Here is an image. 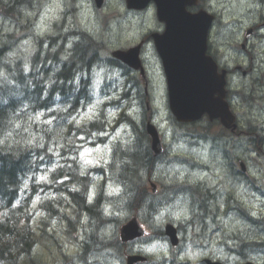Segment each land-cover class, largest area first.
<instances>
[{
	"label": "rangeland",
	"instance_id": "1",
	"mask_svg": "<svg viewBox=\"0 0 264 264\" xmlns=\"http://www.w3.org/2000/svg\"><path fill=\"white\" fill-rule=\"evenodd\" d=\"M5 1V4H4ZM13 0H0V2H3V5H5L7 8H10L13 10V12L17 13V15H21V18L24 17V20L29 21V16L34 17V19L30 20L31 26H33V29L36 30V26L39 28V32L43 33L44 31H47V29L53 30L54 32H58L60 36H64L66 41L71 37L67 36V33H70L71 28H78L86 31L91 36L97 38L99 41H101L105 46V52L110 53L112 50L115 49H124L131 45H134L147 33L151 32L152 30H155V28H158L156 22H155V15L154 12L149 10L148 12H142L138 13L136 15H128L125 17L124 13L125 6L123 0H103L102 1V7L100 9H96L94 7V0H16V4H12ZM212 2V6L210 8L215 13H220L221 9H223L222 17L224 18V22L221 24V26L215 31L214 34V47L220 48V56L222 53L226 55V57L235 60V54L232 52V55H230L229 52L226 50L223 51L222 41L225 39H228L229 37H234L237 34V30H243L246 28V25L253 23V21L256 18H261L262 15H260L258 9L259 1L260 0H209ZM254 2V3H253ZM232 7V8H230ZM264 7V6H261ZM226 9H230L229 11H226ZM236 10L237 16H233L234 11ZM65 12L69 14L70 12L73 14L72 23L66 22V25H63V21L65 20ZM230 12V13H228ZM264 12V8L263 11ZM261 12V13H262ZM237 21L234 20V18H237ZM238 22L242 23V26H238ZM37 23V24H36ZM55 23V24H54ZM54 24V25H53ZM13 25L12 20H7L5 18H2L0 16V35L3 34L2 32V26L6 28V26ZM74 25V27H72ZM222 28V29H221ZM66 32V33H65ZM228 32H230L228 37ZM4 38V37H3ZM2 39V38H1ZM230 41H232V44L234 43V39L230 38ZM32 46L31 41H23L21 43V49L22 51L28 50L30 51ZM232 48V46H230ZM11 48V47H9ZM12 48H20L18 46L12 45ZM11 48V49H12ZM145 52L148 53L146 56V61L148 63V68L150 67V75H151V85L149 87V94H152L155 98V105L152 103L151 111H153L155 114H157L156 117H158L161 120H165V109H164V101H163V94L164 91L161 88H157L159 86V83L155 81L156 75H154V72L151 70L152 66L156 67V59L154 60V57L152 56V47L151 45L147 46V50ZM222 61L225 63L226 61L222 59ZM124 72H118L121 76ZM112 73H108V82H114L116 85L109 88V85L104 82L106 79V70L100 71L99 73L96 71L94 75V82L90 81V85L94 83V86L96 89L101 90L102 95L99 97L98 100L93 99L92 101H89L88 99L85 100L84 105H88L87 111L83 113L86 109L83 106L81 109V112L79 113V109H77L73 117L79 116V119L83 120V123L86 122L85 119L91 118L94 115H96L97 111H99L101 108H103V103L106 101V94L108 97V101H111V99H114L115 104L112 105V107H117L116 110H109L106 112V109L104 110L103 115L101 116V120L103 121V124H106V118L110 120V126L109 129H112V135L114 141H122L123 143L129 140V134L130 130L122 124V122H119V111L122 109H125L121 107L119 109L118 106L121 104H130V102L127 100L125 95L128 94L129 91H132L134 89V80L129 79L122 82L119 80H116L114 77H110ZM73 77V76H72ZM131 80V81H130ZM157 88V89H156ZM124 94L122 98H120V94ZM93 98V97H92ZM131 107V112L134 114L135 117H137L135 107H132L128 105V109ZM138 116L141 115V109H138L137 111ZM245 121L250 122V116L245 117ZM38 120V119H37ZM15 130L9 133H5L3 135H0V140H3L5 136H8V139H16L18 138L17 134L15 133H21L23 137L32 138L33 141H38L39 137H35L34 135L38 134V131H35L36 128L30 129L29 127L24 128L22 126L21 120H16L15 122ZM50 126L57 131L60 129V123L51 122ZM26 129V131H25ZM114 129V130H113ZM32 130V131H31ZM192 130V129H190ZM196 132L199 130V135H205L209 134L210 131L202 128L200 125H198L195 128ZM216 130V129H214ZM213 130V131H214ZM215 133V132H214ZM214 133H212L214 135ZM10 134V135H9ZM178 134L176 131L175 135ZM39 135V134H38ZM140 136V135H139ZM138 136V137H139ZM136 139V144L138 143V138ZM171 139V138H170ZM182 141L183 139H177L174 138V143L172 144L171 151L184 153L183 151L187 150V146L180 144L178 141ZM207 138L202 137L199 139V143L195 145V148L189 149L190 151V162L193 160L200 162L203 166L208 167L207 172L204 170L203 167H199L198 170L194 171L191 169L193 166L188 164V168L185 167H175L171 165H178L180 163L178 162H167L163 161L162 164L159 165V169L157 171L156 167L151 166L149 169L150 174H154V180L158 182L159 185H162L166 183L167 187L162 195L164 196L163 203L157 204L159 202L154 203L150 200V203H152L153 206L151 208H148V200L146 199H140L139 203L141 205V209H138L135 211V213L141 214L142 218L144 216L151 215L155 208L160 205L161 210L167 205V204H174L175 207L172 209L174 215L180 214L182 220L183 217L186 215L187 219L183 220V226L184 230L187 231H193L195 229L193 225L197 226H203L205 219L206 224L210 222L211 227H218L215 229H211L209 227V230L211 232V241L207 243V247L205 252L207 254H218L220 252H224V248H219L217 246L218 239L220 237L228 238V236H234L237 239V242H234L236 246L238 244L243 245V240H250L252 238H264V231H259L254 229V226H261L264 228V160L260 159V161L257 163L255 158L249 162L244 161V167L247 169L249 168V171L247 173L246 180L242 182H247V186L249 188V191L247 192L246 189L237 183L235 186L236 180V173L239 171L238 169V162L236 160L238 159L236 156H244L243 154L234 153V150L229 153V150L227 154L224 153V150L215 151V145L213 144V140H211L210 145L211 147L208 148L205 147L203 144ZM77 141V140H76ZM173 141V140H172ZM195 143L198 142V140H193ZM185 141H182V143ZM71 143L70 137H63V144ZM190 144V142H188ZM135 145L132 146L134 148ZM137 147V146H136ZM202 149H206V154L202 156ZM52 152L53 150L50 149ZM99 148L94 149V152L90 150V148L83 151L82 156H84V163L85 167H89V165H93L97 160L102 159L104 157V152L100 151ZM178 154V153H177ZM58 155L60 153L58 152ZM179 155V154H178ZM181 156V155H179ZM246 157V156H244ZM173 157L169 158L172 159ZM175 158V157H174ZM179 158V157H178ZM142 160V157H140L139 162ZM230 163L229 165H226V163ZM170 166V167H169ZM169 167V168H168ZM235 168V171L231 168ZM245 169V170H246ZM142 170L145 172L147 169L142 168ZM190 172H188V171ZM244 170V173H245ZM147 172V173H149ZM154 172V173H153ZM152 176V175H151ZM43 172L37 171L35 174V182L39 183L42 181ZM183 178V179H180ZM199 182L198 184L201 185V188H198L196 191H193L190 193L189 191H185L184 186L182 183H191L195 184ZM220 184L219 188V196L218 197H228V193L230 192L232 195H235L232 197V205L230 209L233 208L235 210H238L236 208V201L244 207V211L242 213L241 218L246 219L247 216H251L250 212L254 214V216L261 217L260 222H263L262 224H258L257 222L250 223L249 221H242L238 218V214L236 211H232L230 214L226 215L224 213H215L212 214L215 209V202L213 201L214 198H208L206 202H197L190 200L187 203V205H192L190 207H186L185 204H178L176 201L184 199L183 197H192L194 199L195 194H200L203 197H206V192L212 191L214 193L215 187ZM165 185V184H164ZM175 185V186H174ZM135 189L128 188L127 193H131ZM217 190V191H218ZM256 190H258L259 194H256ZM206 191V192H205ZM216 191V190H215ZM112 192L111 189H108V193ZM127 193L124 194V200L123 202L127 205L133 204V198L129 197ZM141 191H137V195H139ZM236 193V194H235ZM162 193H160L161 195ZM221 201L217 203L220 207H222ZM206 204H208L209 209L207 210ZM185 208H181L184 207ZM180 208V209H179ZM207 210V212H206ZM250 211V212H249ZM102 213V210L100 211ZM247 213V214H246ZM212 214L213 217L211 218L208 216V218H205V216ZM215 215H218V221L213 223L215 220ZM227 217H226V216ZM211 219V221H209ZM101 220L98 218V221L92 222V226L90 227L91 234L93 236L89 240V243H91L92 240H95L98 242L99 245H101V241L98 240V237L101 238V236H105V239H103L105 242L110 241L112 239L108 238L109 234L112 233V227L104 228L102 226ZM259 222V221H258ZM32 227L35 228L34 223H31ZM205 224V225H206ZM190 226V229L188 228ZM256 227V226H255ZM60 228V222L58 221V229ZM218 229V230H216ZM259 231V232H258ZM216 232V234H215ZM214 238V240H213ZM60 243L65 246L67 245V242H65V238H60ZM240 240V241H238ZM160 245H165L162 243H159ZM41 249H39L40 255L44 256V258H48V251L41 245H39ZM167 248V247H166ZM166 248H156L152 252L143 253L144 255L155 259L153 261L154 264H157L156 258L160 256L161 252H163ZM69 255H73V250L70 248H67L65 246L64 248ZM118 249H115L114 251H117ZM169 253L168 255L170 257H173V252L171 249H168ZM93 256L91 258L90 264H113L112 263V257L108 255V250H102L97 246V248L93 249ZM160 252V253H157ZM73 253V254H72ZM236 253V252H235ZM242 256L238 257H245L248 256L250 260H253L256 264H264V251H253L250 248H243ZM230 260H232V255L227 256ZM57 256L56 252L53 251L52 254L49 256V260L51 262L56 261ZM262 259V260H261ZM79 261V260H78ZM84 262H89L88 258L84 260Z\"/></svg>",
	"mask_w": 264,
	"mask_h": 264
},
{
	"label": "trees",
	"instance_id": "2",
	"mask_svg": "<svg viewBox=\"0 0 264 264\" xmlns=\"http://www.w3.org/2000/svg\"><path fill=\"white\" fill-rule=\"evenodd\" d=\"M12 12L10 8H5L4 17L11 16ZM71 34L75 38L70 37L67 41L70 46L69 52L64 50V44L57 42L58 39L54 37L47 35L45 40L37 41L38 37L32 36L30 40L34 41L30 51H23L21 58L16 60L12 59L11 54L17 50L22 51L21 48H12V45L16 46L18 40L9 35L0 39V69L5 71L4 78L0 77V135L14 131L16 120H21L24 128L35 127V131L39 134H33L39 137L38 141L27 137L30 143L19 147L13 143L19 137L0 144V264H47L40 255L39 245L50 246L58 239L55 229L50 226L59 230L55 223L67 222L66 234L74 237L77 232L75 223H70L66 217L68 208L66 205L72 206V199L75 198L77 204L83 205L88 183L86 179L79 177L77 167L75 168L73 163L55 167L62 163L54 164L57 159L52 158L53 151L51 152L50 149L56 150L59 145L62 146L60 142L63 137L74 138L72 134L90 135L92 131L102 132L105 126L96 119L93 126H90L91 124L82 128L67 126L59 134V130L52 128L46 122L51 119L55 123L70 125V116L81 102L80 95L87 93L88 90V83L76 82L78 80L74 78L77 72L80 74L87 71L96 63L99 57L98 51L103 48V44H99L95 38L83 32L73 31ZM64 36L63 41H66ZM88 39L94 40L97 47L90 46ZM24 73H28V76H24ZM64 83L68 84L72 97L67 96L62 90L66 86ZM46 97L52 98L55 103L53 105L45 103ZM38 113H46V118L48 116L49 118L37 120ZM122 119L133 131L132 144L135 147L132 148L127 143L114 151L112 166L116 165V168L111 169V180L124 189L126 186L127 189H135L129 196L134 197L132 204L134 205L142 199L140 197L142 192L147 194L141 180L144 171L142 170V174L138 175L137 163L153 166L154 160L145 137L144 119L138 122L135 118L125 115ZM223 133L226 132H220ZM140 134L145 139L147 156L139 162L141 156L138 153L136 139ZM66 152L71 155L76 153L70 144L66 147ZM40 168H45L44 171L48 172L44 173L46 176L41 182L36 183L35 174ZM132 175L138 180L135 185L130 186L129 184H134L133 181L126 178L129 183L126 184L124 178ZM61 176L68 178L67 183L62 186L58 183ZM139 188L141 193L139 197H135ZM39 195L42 198L38 197ZM99 204L103 205L98 200L90 207V218L99 217L100 210L97 209ZM79 219L76 217L75 221ZM31 223L37 228L34 229ZM87 250L85 244L81 246L82 256L79 262H83ZM69 261L73 264V258Z\"/></svg>",
	"mask_w": 264,
	"mask_h": 264
},
{
	"label": "water",
	"instance_id": "3",
	"mask_svg": "<svg viewBox=\"0 0 264 264\" xmlns=\"http://www.w3.org/2000/svg\"><path fill=\"white\" fill-rule=\"evenodd\" d=\"M155 4L157 17L165 25L161 35H153L162 60L167 81L169 109L179 122H193L206 114L229 127L231 117L223 104L224 76L216 74V66L205 55L206 37L211 17L202 11L189 14L186 6L196 0H126L128 8L142 9L149 2ZM98 6L100 2H97ZM136 50L115 56L137 68ZM152 145H157V134L148 128Z\"/></svg>",
	"mask_w": 264,
	"mask_h": 264
},
{
	"label": "flooded vegetation",
	"instance_id": "4",
	"mask_svg": "<svg viewBox=\"0 0 264 264\" xmlns=\"http://www.w3.org/2000/svg\"><path fill=\"white\" fill-rule=\"evenodd\" d=\"M259 5L260 8L258 9V11L260 15H264V12H262L264 7H261L264 6V2L261 3L260 0ZM238 32H240V30H237V33ZM229 34L230 32H228V37ZM240 34L244 35V44H240L238 47H236L235 61L232 63L234 66L221 67L227 70V74L229 73L231 80L234 81L232 89V100L233 111L236 120L234 123L235 126L233 127V133L236 138L240 137V135L243 133V130H245L244 125H248L247 122H245L246 118L244 116H250V122H248L250 125L256 128L260 125L264 127V116L262 115L263 113L261 111V109L264 108V22H262L261 24H256L252 29L243 31ZM248 37L253 38H250L251 40H249ZM257 39L260 40H258L254 44V47H251L250 44ZM230 42L232 41H230L229 37L228 39L222 41V46L226 49L227 52L230 53V55H232L233 49L230 47ZM242 50L243 52L241 53ZM223 59L228 60L229 58L224 55ZM257 103L258 107L261 109H256ZM240 109L244 110L245 113L241 114ZM262 130L264 129L259 128L256 135L258 136L259 143L261 145H264V131ZM245 132L247 141L240 142L239 146L235 147V152L243 155L245 153L248 156H254V153L248 150L253 149V142L249 138L250 135L253 134V129L248 125V128L247 130H245ZM226 145V142L215 141L216 150H224L226 148ZM242 148H245V152L244 150H242ZM242 160H246V158L239 159L238 163L244 162ZM229 164L230 163H228L227 161L226 165ZM244 184L248 185L247 182H245ZM221 213L227 214V212ZM216 216L218 215H215V218ZM246 219H248V216ZM213 223H216V220H214ZM207 225L208 223L206 224V226ZM248 242L251 244V241H247V243ZM203 261L204 259L201 261V264H204Z\"/></svg>",
	"mask_w": 264,
	"mask_h": 264
},
{
	"label": "clouds",
	"instance_id": "5",
	"mask_svg": "<svg viewBox=\"0 0 264 264\" xmlns=\"http://www.w3.org/2000/svg\"><path fill=\"white\" fill-rule=\"evenodd\" d=\"M3 76H4V72L2 69H0V77H3ZM17 136L19 137V139H16L13 142L17 147L30 143V140L23 137L21 133H17ZM7 140H8V136H5L3 140H0V144H4ZM38 146H41V145H38ZM7 147H11V145H7ZM123 193H127V186L123 190ZM127 195L131 196L132 193H127ZM124 198H125L124 195L121 194L118 200H114L112 202L113 207L114 208L120 207ZM161 203H164V202H161ZM174 207H175L174 204H167L163 208V210H161L160 205H158L151 215L144 217V222L147 225V229L144 235L141 236L139 240L135 241L137 253H147V252H152L156 248H166L167 247L166 245L159 244V239H160L159 230L162 229L166 223H175L176 221L183 222V220L187 219L186 215L183 217V220L181 216L178 217L177 215H174L172 211ZM127 215L128 213L123 212V211L117 213L116 217L114 218L112 222V233H118L120 223H122L123 218ZM108 238L115 240L116 235L109 234ZM101 239H105V236L102 235ZM129 247L131 248V246ZM156 259H159V257H157ZM117 264H119V262H117Z\"/></svg>",
	"mask_w": 264,
	"mask_h": 264
},
{
	"label": "bare ground",
	"instance_id": "6",
	"mask_svg": "<svg viewBox=\"0 0 264 264\" xmlns=\"http://www.w3.org/2000/svg\"><path fill=\"white\" fill-rule=\"evenodd\" d=\"M264 2V0H261V3H263ZM254 3V2H253ZM4 4H5V1H4ZM13 4H16V0H13L12 1V4H11V6L13 5ZM260 6V5H259ZM67 36H70V33H67ZM89 40V45L90 46H92V47H97V43L94 41V40H91V39H88ZM81 44H83V42H81ZM76 49V48H75ZM69 52V51H68ZM70 55H72V54H70ZM90 65V64H89ZM64 84H66V83H64ZM71 85H72V83H71ZM73 86V85H72ZM62 90H64L65 91V94H67V96H69V97H72V95H71V93H70V91H69V88H68V84H66V86L62 89ZM81 96V102H83V104H84V102H85V100L86 99H88V97H87V95L86 94H82V95H80ZM44 102L45 103H48V104H50V105H53L54 103H55V101H53L52 100V98H50V97H46L45 99H44ZM139 139H138V143H137V146H138V153H139V155L142 157V161H143V157L144 156H147V153H146V146H145V139H144V137L140 134V136L138 137ZM210 142H211V139H209V138H207V140L205 141V143L203 144L204 146H206V145H210ZM213 144L215 145V141L213 142ZM141 149V150H140ZM214 150H216L215 148H214ZM154 162V161H153ZM160 164H162V163H159V165ZM157 166V163H155L154 162V165H153V167H156ZM136 167H138V170H139V172H138V175H141L142 174V168H147V170L144 172V173H147V172H149V169L151 168V166H146L145 164L143 165V164H140V163H137V166ZM134 177V175H132L131 177H125L124 179H129L130 181H133V183L134 184H129L128 183V180L126 179V184H129L130 186L131 185H135V183L137 182V178H133ZM237 180V179H236ZM237 182H238V184H240V185H242L246 190H247V192L249 191V188L247 189V185L246 184H244L243 182H242V180H237ZM175 186V185H174ZM139 187V186H138ZM190 188H191V185H189V186H184V189H185V191H189L190 190ZM137 191H140V188L137 190ZM219 191H220V189L217 191H215L213 194H210V193H208V192H206V201L208 200V198L209 197H213V198H215L214 196L216 195V196H219ZM256 194H259L258 193V190H256ZM135 197H139V195H137V193H136V196ZM147 206H148V208H151V206H153L152 205V203H150V201L148 200V204H147ZM206 207H207V210L209 209V207H208V204H206ZM207 210H206V212H207ZM224 214H226V213H224ZM227 215V214H226ZM225 215V216H226ZM99 216H103V214L99 211ZM227 217V216H226ZM99 218V217H98ZM98 218H95L94 217V222L96 223L97 221H98ZM256 219V220H254V219ZM260 219H261V217L259 218V217H256V216H252V217H248V219H243L242 221H244V220H246V221H251L252 223H258V224H262L263 222H260ZM215 220H216V222L218 221V216H216V218H215ZM259 222H258V221ZM249 221V222H250ZM250 222V223H251ZM216 224V223H215ZM256 226V227H255ZM254 226V229H256V230H259V231H264V228H262L261 226H257V225H255ZM258 231V232H259ZM244 242H243V245H241V244H238L237 246H236V250H235V252H236V254H238L239 256H242V254H245V253H243V248H250L251 250H253L254 252L255 251H264V243H263V237H259V238H252V239H250V240H243ZM247 241H251V244L248 242L247 243ZM97 246H99V248L100 249H102V250H105V248L103 247V246H101V245H99L98 244V242L97 241H95V240H92L91 241V243L90 244H87L86 245V247H88V250H87V258H88V260H89V262H81L82 264H90V261H91V258H92V256H93V254H94V252H93V249L94 248H97Z\"/></svg>",
	"mask_w": 264,
	"mask_h": 264
},
{
	"label": "snow or ice",
	"instance_id": "7",
	"mask_svg": "<svg viewBox=\"0 0 264 264\" xmlns=\"http://www.w3.org/2000/svg\"><path fill=\"white\" fill-rule=\"evenodd\" d=\"M42 179H44V178L42 177ZM177 216L179 217V216H180V214H177Z\"/></svg>",
	"mask_w": 264,
	"mask_h": 264
}]
</instances>
